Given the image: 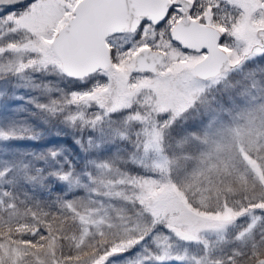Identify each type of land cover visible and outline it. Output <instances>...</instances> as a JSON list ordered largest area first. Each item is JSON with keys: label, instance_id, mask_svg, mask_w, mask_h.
<instances>
[{"label": "snow or ice", "instance_id": "6c2138e0", "mask_svg": "<svg viewBox=\"0 0 264 264\" xmlns=\"http://www.w3.org/2000/svg\"><path fill=\"white\" fill-rule=\"evenodd\" d=\"M0 264H264V0H0Z\"/></svg>", "mask_w": 264, "mask_h": 264}]
</instances>
